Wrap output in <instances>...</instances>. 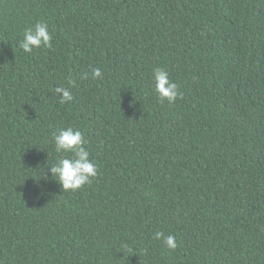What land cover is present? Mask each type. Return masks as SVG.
<instances>
[{
	"label": "trees",
	"instance_id": "obj_1",
	"mask_svg": "<svg viewBox=\"0 0 264 264\" xmlns=\"http://www.w3.org/2000/svg\"><path fill=\"white\" fill-rule=\"evenodd\" d=\"M67 127L76 191L46 166ZM0 264H264V0H0Z\"/></svg>",
	"mask_w": 264,
	"mask_h": 264
},
{
	"label": "clouds",
	"instance_id": "obj_2",
	"mask_svg": "<svg viewBox=\"0 0 264 264\" xmlns=\"http://www.w3.org/2000/svg\"><path fill=\"white\" fill-rule=\"evenodd\" d=\"M51 34L46 22H38L34 26L25 29L23 39L18 42V46L26 53H31L33 49L40 47L51 48ZM91 75L94 79L101 78L102 72L99 68L92 69ZM154 81V93L157 99L163 103H174L180 96L179 86L169 78V74L162 68H155L152 75ZM55 92L60 95V103H68L73 100V95L66 87L57 86ZM55 151L57 153H68L62 155L53 165L46 166L62 188V191H76L91 182L97 175V165L90 159L89 151L84 147V140L81 131L73 127L61 128L53 135ZM154 239L162 240L169 250L177 248L176 237L174 235L165 236L163 232H156Z\"/></svg>",
	"mask_w": 264,
	"mask_h": 264
}]
</instances>
